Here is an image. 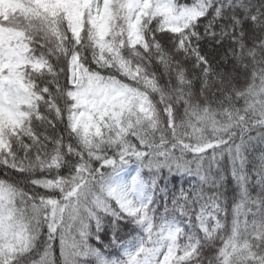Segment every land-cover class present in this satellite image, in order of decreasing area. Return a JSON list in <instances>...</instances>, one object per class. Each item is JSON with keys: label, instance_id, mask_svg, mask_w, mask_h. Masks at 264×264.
Returning <instances> with one entry per match:
<instances>
[{"label": "snow or ice", "instance_id": "1", "mask_svg": "<svg viewBox=\"0 0 264 264\" xmlns=\"http://www.w3.org/2000/svg\"><path fill=\"white\" fill-rule=\"evenodd\" d=\"M0 264H264V0H0Z\"/></svg>", "mask_w": 264, "mask_h": 264}, {"label": "trees", "instance_id": "2", "mask_svg": "<svg viewBox=\"0 0 264 264\" xmlns=\"http://www.w3.org/2000/svg\"><path fill=\"white\" fill-rule=\"evenodd\" d=\"M181 3H192V0H181ZM61 174H65L64 172H61ZM58 250H57V255H58Z\"/></svg>", "mask_w": 264, "mask_h": 264}]
</instances>
